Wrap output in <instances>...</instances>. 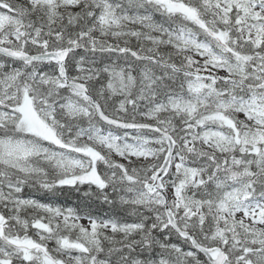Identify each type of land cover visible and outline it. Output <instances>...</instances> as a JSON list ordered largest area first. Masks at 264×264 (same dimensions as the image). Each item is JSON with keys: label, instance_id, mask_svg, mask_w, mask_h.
<instances>
[{"label": "snow or ice", "instance_id": "6c2138e0", "mask_svg": "<svg viewBox=\"0 0 264 264\" xmlns=\"http://www.w3.org/2000/svg\"><path fill=\"white\" fill-rule=\"evenodd\" d=\"M0 264H264V0H0Z\"/></svg>", "mask_w": 264, "mask_h": 264}, {"label": "trees", "instance_id": "16d2710c", "mask_svg": "<svg viewBox=\"0 0 264 264\" xmlns=\"http://www.w3.org/2000/svg\"><path fill=\"white\" fill-rule=\"evenodd\" d=\"M69 199H71V197H69Z\"/></svg>", "mask_w": 264, "mask_h": 264}]
</instances>
